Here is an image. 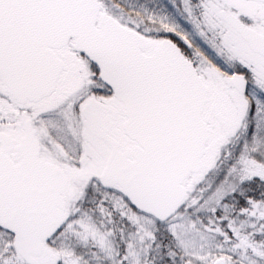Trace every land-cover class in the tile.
I'll use <instances>...</instances> for the list:
<instances>
[{
	"label": "snow or ice",
	"instance_id": "1",
	"mask_svg": "<svg viewBox=\"0 0 264 264\" xmlns=\"http://www.w3.org/2000/svg\"><path fill=\"white\" fill-rule=\"evenodd\" d=\"M0 264H264V0H0Z\"/></svg>",
	"mask_w": 264,
	"mask_h": 264
}]
</instances>
